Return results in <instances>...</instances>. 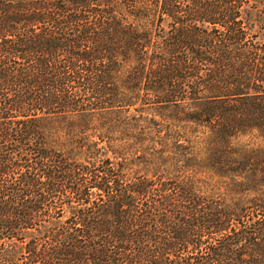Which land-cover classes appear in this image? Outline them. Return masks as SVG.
Wrapping results in <instances>:
<instances>
[{"label":"trees","instance_id":"trees-1","mask_svg":"<svg viewBox=\"0 0 264 264\" xmlns=\"http://www.w3.org/2000/svg\"><path fill=\"white\" fill-rule=\"evenodd\" d=\"M253 0H0V264H264Z\"/></svg>","mask_w":264,"mask_h":264},{"label":"rangeland","instance_id":"rangeland-1","mask_svg":"<svg viewBox=\"0 0 264 264\" xmlns=\"http://www.w3.org/2000/svg\"><path fill=\"white\" fill-rule=\"evenodd\" d=\"M250 2H252L253 0H249ZM258 2H260V8L263 9V15H264V0H257Z\"/></svg>","mask_w":264,"mask_h":264}]
</instances>
